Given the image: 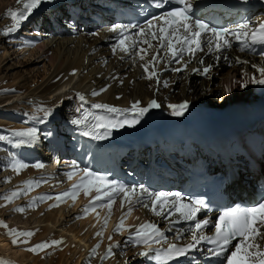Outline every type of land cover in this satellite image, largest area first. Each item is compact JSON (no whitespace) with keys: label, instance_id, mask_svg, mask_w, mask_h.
Masks as SVG:
<instances>
[{"label":"bare ground","instance_id":"6f19581e","mask_svg":"<svg viewBox=\"0 0 264 264\" xmlns=\"http://www.w3.org/2000/svg\"><path fill=\"white\" fill-rule=\"evenodd\" d=\"M192 1L195 2V0ZM24 2L27 0H21L20 3L18 0H0V92L6 93L0 94V126L18 129V124L13 123V120H20V118L25 120V124L26 121L29 123L30 119H35L40 124V118L43 117L41 109L45 108L52 110L54 114L47 122H42V133L38 127V133L41 135L38 134L36 140L24 144L21 142L22 149H27L25 154L29 158H25L27 161L24 159L26 162H23L24 156L19 150L21 153L19 161L27 164L28 167L21 169L19 173L10 167V171L15 172L12 176L13 180H20L23 184L20 182L17 184L15 191L20 192L18 196L29 197L31 195L20 203L21 207L18 209L24 210L16 209L14 214L17 217L34 218L36 226L26 231L34 233L31 237H20V240H26V243L17 244L12 243L14 237L11 238L9 234L12 229L9 228L7 231L0 226V261H3L4 264H134L136 261H141L140 264H154L147 257L139 255L140 252L146 250V246L134 245L135 229L141 225H156L160 232L167 237V241L153 245L158 249L167 247L168 243L188 241L193 226L187 225L178 213L170 212L168 206L161 210V215H157L151 208L144 209L140 203H135L133 210L129 213L127 203L123 209L121 208V197L114 200L111 211L106 205L100 208L102 204L104 205V200H101L94 203V211L89 209L85 214V209L88 208L90 201L94 200L97 193L93 190L90 195L85 196L83 188H81L76 194V198L74 200L71 198L72 186L77 184L78 179L82 177L80 174L82 170L73 173L71 179L68 178L67 171L56 173L60 165L69 167L68 161L61 163L57 157L47 168L45 164H47L46 160H49V155L47 154L46 140L42 142V146L35 145L41 141L40 137L43 136L45 127L56 137V125L61 128L64 127V124L76 126L70 123L73 118L88 114V122L91 124L94 122L92 120L94 115H110L106 110L96 109L93 105L104 104L125 109L130 108L134 101H140V106L144 107L155 99L161 107L151 109L139 124L134 127L115 129L108 138L99 140L105 142L106 145H99L94 154V164L88 165V169L92 171L111 152L106 150V146L118 143L130 144L139 138V133L141 135L149 128L167 127L178 121L198 124L225 110L234 108L238 104V107H246L245 102L253 99L254 84L249 83L247 88L241 89L238 82L250 79L253 74L260 78L257 68H253L252 65L264 67V45L241 50L240 42L233 39L235 51L229 55L233 63L230 68H225L230 63L229 60H225V57L221 56L219 60L210 57L207 60L211 64L219 63V66L212 70L214 74L212 77L209 73L213 79L205 76L199 78V73H190L191 68L188 70L189 73L178 76H175L174 73H161L165 67L164 61L159 59L160 62L156 64V72L161 83H157L155 77L152 80L145 78L148 73L142 67L151 59V55L146 56L145 60L139 59V55L143 54L140 49H149L145 43H142L127 60L119 59L122 58L120 54H118L119 57L108 59L106 55L110 53H106L99 46L103 38L102 33L97 32L94 35L70 39H52L50 35L46 34L48 39L45 40L30 16L22 21L18 28L5 34L13 24L8 10L22 9ZM52 5L55 3L52 2ZM38 8L34 11H38ZM260 21H264V16L255 17L251 25L257 27ZM30 24L34 25L32 30ZM12 33L15 34L14 37H12ZM5 35L10 42L9 50L7 45L2 43ZM16 39L22 41L20 48L23 49L20 53L17 48L19 46L14 42ZM151 41L152 39L149 40L150 43ZM258 53H260L259 57L255 55ZM235 57L246 63H237ZM202 59L203 56L200 57L197 53L195 57H190V60L196 64ZM40 64L44 65L41 79H38L39 76L33 78L32 74L36 69L34 67ZM13 70L15 71L13 72ZM152 70V66L149 65V72ZM168 79L171 80L168 81ZM164 81L167 82V87L163 86L162 82ZM174 81H180V83L174 87L170 86ZM171 88H174V92L168 93L171 92ZM226 88L232 89L231 94L225 91ZM101 89L106 90L101 91ZM93 91L100 94L92 95ZM78 93L85 97L83 104L77 96ZM185 100L190 102L187 111L182 116L171 115L168 105L180 104ZM60 101H62L61 104H58ZM52 121L54 126H51ZM19 132L22 131L19 130ZM66 134H70L68 137H72L73 132L67 130ZM259 136L261 139L262 136ZM35 158H39V163H42L44 167H35L34 165L37 163ZM262 162H264V156L262 159H258L259 168L253 175L254 180L264 174ZM9 165L12 166L10 163ZM13 180L11 181L13 182ZM261 180L263 179L261 178ZM8 183L7 180L2 181L1 179L0 186H7ZM37 188H39L37 192L41 191L43 194H47L44 200L49 199V201H43L36 197L38 195ZM65 192H69L70 196H61L59 200L56 199ZM18 196L11 202H3L2 208L7 209L11 203L20 201ZM103 198L101 194V199ZM100 209H104V213H98ZM80 214L83 218L78 220L77 216ZM122 217H126L124 225L121 232L117 233L114 229ZM21 231L23 230L19 232ZM100 231L103 232V235L97 236L96 233ZM178 233H183V239L176 240ZM52 241L61 243L35 252L28 250L37 244L44 242L51 244ZM109 244L113 245V254L102 259ZM97 245H99L98 248H96ZM261 246L264 247V241H261ZM94 248H96L95 253L92 251ZM126 257L133 259L126 260ZM219 264H224V262L220 261Z\"/></svg>","mask_w":264,"mask_h":264},{"label":"snow or ice","instance_id":"6c2138e0","mask_svg":"<svg viewBox=\"0 0 264 264\" xmlns=\"http://www.w3.org/2000/svg\"><path fill=\"white\" fill-rule=\"evenodd\" d=\"M21 0H18L20 3ZM43 2H52V0H27L22 4V9L17 11L8 10L9 16L12 18L13 24L7 29L5 34L10 33L14 29L18 28L22 21L26 20L32 12L38 8ZM152 6L157 8H163L165 4H175L176 6L171 8L169 11L164 12L161 16L153 17V20H164L165 27L159 28V34L156 32L144 33L145 39L143 43L148 45V48L156 49L155 54H150L147 49H140L143 54L139 55L140 60H145L146 56L151 55V59L147 61L142 67L148 75L145 77L152 80L154 77L157 79V83H161L157 76L156 64L160 62L159 53L162 50H167L171 54L173 60L177 63L180 62L183 54L187 53L192 57H195L197 52L204 51L207 49L208 53H222L223 51L232 47V40L240 42L241 50L251 48L254 45H264V21H260L258 26L250 29L249 22L240 23L236 29H228L223 27H215L210 23L204 22L202 19L195 17L192 11L191 0H151ZM152 20L148 21V28L152 27ZM128 26L122 24H116L110 29L113 32H119L122 37L119 40L120 51L124 53L129 52V48L125 45L124 41L127 37H124V31ZM132 27H136L133 25ZM151 35L152 39L158 40V45H153L147 39L148 35ZM115 48L113 51L115 52ZM217 60L220 56L217 55ZM227 59V57H225ZM203 64V60H200ZM237 63H246L245 61L237 60ZM149 65L152 66V71L149 72ZM183 67H187V63L183 64ZM253 68H257L260 74V78H257L255 74L250 79H245L238 82L241 89L247 88L249 83L264 85V67H258L252 65ZM212 65H207L203 69H193V71L211 78L209 73L211 72ZM174 71H181V68L173 69ZM245 75H247L245 73ZM164 87H167V82H162ZM106 89H101L105 91ZM225 91L231 94L232 89L226 88ZM99 92L93 91L92 95H99ZM79 100L85 101V97L82 94H77ZM189 101L185 100L180 104H169L168 108L171 109V115L182 116L187 111ZM96 109H103L110 115L92 116L93 123L89 124L88 114L73 118L70 123L78 127H85L86 130L82 132V135L89 136L96 140L108 138L112 131L124 127H134L139 124L144 116L153 108H159L161 105L155 100H151L147 106L141 107L140 101H134L130 108H117L114 106L96 104L93 105ZM43 117L41 122H47L53 116V111L49 109H41ZM80 111V109H77ZM130 117V118H129ZM16 136L28 137V141L31 142L37 139V130L30 129L26 132L14 133ZM51 135V133H47ZM3 137H0L2 140ZM37 168L44 167L42 163L34 165ZM28 167L27 164L22 162H16L13 165V170L19 173L23 168ZM83 176L77 184L72 186L71 198L74 200L76 194L83 188L84 195L88 196L94 190L97 195L93 201H90L88 208L85 209V214L88 210H95L94 203L101 201V194L104 197V205L111 211L112 203L116 196L121 197V208H124L125 203L128 205V212L133 210L135 203H140L145 208H151L152 211L157 214H162V209L165 206L169 207L170 211L178 213L179 217L185 221L193 222V231L191 233V242L186 245H180L178 243H168L167 248L160 250L154 249V244H161L167 241V237L160 232L156 225L147 224L141 225L135 229V237L133 238L134 245H144L146 250L139 253V255L148 257L151 253H154L153 259L158 262L163 260L164 264H168L169 261L176 259L181 256H186L190 250L194 249L196 245L202 241H208L213 247L208 249L211 256L217 258H223L224 264H264V247L261 246V241H264V197L258 204L253 206H236L230 208L223 215L219 216L217 222L214 224L215 234L212 237L201 235V231L204 227L209 224L208 220L200 221L197 219V214L206 207V204L202 200H190L188 203H183L182 197L179 194H168L164 192H150L142 185L139 186H126L117 181L110 180L104 175H100L96 172L90 171L87 168L83 170ZM73 173H70L68 178H72ZM30 183V182H26ZM20 195L19 191L12 192L10 196H5L6 202H11L12 199ZM62 197H69L70 193L65 192L58 196L56 199L59 200ZM147 196L149 203H144V197ZM171 197V198H170ZM23 211L24 209H18ZM122 217L114 229L115 232H121L124 225V219ZM107 218L105 219V225ZM7 227V225H3ZM151 229V231H149ZM9 234L14 238L12 239L13 244L26 243L27 241L20 240V237H31L34 233L32 232H19L18 230L12 229ZM97 236H102L103 232H97ZM183 239V233H178L176 240ZM111 240V237H109ZM233 240L238 242L232 245ZM61 243L60 241H52L51 244L44 242L35 245L33 248L28 249L29 251L43 250L44 248L50 247L55 244ZM232 246L234 250L230 254L225 255L229 251V246ZM118 246V245H117ZM99 245L96 246L98 248ZM112 244H109L108 250L103 258L111 256ZM96 248L92 251L95 253ZM0 264H4L0 261Z\"/></svg>","mask_w":264,"mask_h":264},{"label":"rangeland","instance_id":"374dc122","mask_svg":"<svg viewBox=\"0 0 264 264\" xmlns=\"http://www.w3.org/2000/svg\"><path fill=\"white\" fill-rule=\"evenodd\" d=\"M6 36V35H5ZM3 36V39L2 40V43L7 45L8 47V50H9V40L7 39V36L5 37ZM7 39V40H6ZM7 42V43H6ZM16 43H21L19 40H16ZM11 51V50H10ZM22 50L18 51V53H20ZM18 60V59H17ZM43 67L44 65L43 64H40L39 66L37 67H34L36 69H34V74H32L33 78L34 77H38V79L40 78L41 79V75L43 74ZM48 68V66H47ZM22 69V68H21ZM31 69V68H30ZM15 70H13L14 72ZM37 71V72H36ZM39 71V72H38ZM13 72H11V74H13ZM201 78V77H199ZM215 81V80H214ZM4 91H1L0 94L1 95H4L6 94L5 92L3 93ZM169 93V92H168ZM172 93V92H171ZM200 103V102H199ZM34 120V121H33ZM33 121V122H32ZM13 123H17L18 124V129H14V128H9V127H6V126H0V137H3L2 140H0V181L2 179V181H8L9 183L7 184V186L5 185L4 187H1L0 186V226L4 227L3 225H7V227H4L7 231L9 228L11 229H15V230H23L21 232H26L27 230L33 228L36 226L35 224V220L34 218L33 219H30L28 217H17L14 213H16V209H18L19 207H21V202L24 201V198H29L31 195H29V197H21V196H18V198H20V201H17V202H13L11 203V206L8 207L7 209H3L2 208V205L4 204L3 202H5L6 200L4 199L5 196H9L10 193L14 192L17 188V184H19V182L22 184V181L20 180H13V177L14 176V171H10V167H13L14 163H16L17 161L20 162L19 160L21 159V155L19 156L17 152H14L12 149H11V145L14 144L15 141H19V139L21 138V141H19L20 143L22 142L23 144L25 143V141H27L28 137H21V136H16L14 135V133H19V130H21L22 132H26L30 129H36L37 130V133H38V127L39 129L42 128V122L40 121V124L37 120L35 119H30L29 123L26 121V124H25V120L23 118H20V120H13ZM34 124L37 125L36 126H33ZM31 125V127H30ZM41 126V127H40ZM41 133H42V129H41ZM41 133H38L39 136L41 135ZM43 143L40 141V142H37V144L35 146H42ZM24 148V147H23ZM22 151V154L24 156V158H22V161L24 162L27 158H29L28 155H26L25 153L27 152V149L25 148L24 150L23 149H19ZM24 151V152H23ZM19 154H21L19 152ZM26 156V157H25ZM26 158V159H25ZM25 159V160H24ZM11 162H10V161ZM14 160V161H12ZM35 162L39 163V158H35L34 159ZM27 161V160H26ZM25 161V162H26ZM22 162V163H23ZM12 164L11 165H9ZM35 163V164H37ZM78 172V171H77ZM76 173V172H74ZM11 176V177H10ZM264 177V176H263ZM11 178V179H9ZM13 180V182L11 181ZM28 180V178H27ZM26 180V181H27ZM258 180V179H257ZM11 181V182H10ZM14 185V187H13ZM23 185V184H22ZM4 190H3V189ZM13 189V190H12ZM39 190V188H37L36 190V193L38 195H36V197L42 199L43 201H49L48 200H44V198L47 196V194H43L41 191L40 192H37ZM4 191V192H3ZM244 192V188L241 189L240 193H243ZM6 193V194H5ZM41 196H40V195ZM43 194V195H42ZM45 195V196H44ZM43 196V197H42ZM52 196V195H50ZM49 196V197H50ZM38 198V199H39ZM46 199V198H45ZM31 200V199H29ZM38 201V200H37ZM27 202V201H26ZM234 202H236V200H234ZM25 204V203H24ZM37 206V205H36ZM1 210H3L1 212ZM78 220H81L83 218V216L78 215L77 216ZM34 221V222H33ZM30 224V225H29ZM30 226V227H29ZM24 228V229H23ZM27 228V229H26ZM26 229V230H25ZM3 236V235H1ZM13 236L11 235V238ZM120 238V237H118ZM120 241V240H119ZM121 259V258H120ZM122 261V259H121ZM88 264V263H87ZM90 264V263H89Z\"/></svg>","mask_w":264,"mask_h":264}]
</instances>
